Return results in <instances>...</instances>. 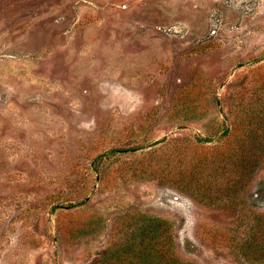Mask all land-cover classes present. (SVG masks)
<instances>
[{
	"label": "rangeland",
	"instance_id": "obj_1",
	"mask_svg": "<svg viewBox=\"0 0 264 264\" xmlns=\"http://www.w3.org/2000/svg\"><path fill=\"white\" fill-rule=\"evenodd\" d=\"M248 120L264 128V0H0V264H97L139 217L181 262L264 264L217 234L264 213V165L213 206L140 168L172 141L237 163Z\"/></svg>",
	"mask_w": 264,
	"mask_h": 264
},
{
	"label": "trees",
	"instance_id": "obj_2",
	"mask_svg": "<svg viewBox=\"0 0 264 264\" xmlns=\"http://www.w3.org/2000/svg\"><path fill=\"white\" fill-rule=\"evenodd\" d=\"M239 125L242 127L238 131L239 148L240 152L245 151L246 157L239 158L237 163L225 152H214L208 157L194 161L184 160L180 157L183 147L172 141L170 148H165L166 154L163 158L153 157L152 164L142 163L141 171H149V175L153 176L157 170L159 180L191 188L193 193L208 205L213 206L220 202L231 204L249 185L255 169L264 165L262 123L256 124L248 120L247 125ZM196 139L197 142L208 143L205 139ZM160 149L161 147L156 148ZM164 174L165 176L161 177ZM122 234L125 238H133L132 242L114 252H106L97 264H187L176 258L172 234L165 221L139 217L136 221H129L122 229ZM217 234L218 238H240L238 248L246 256L245 259L256 261V257L264 258V213H255L248 223L238 225L230 233ZM208 237L212 238L211 235Z\"/></svg>",
	"mask_w": 264,
	"mask_h": 264
}]
</instances>
